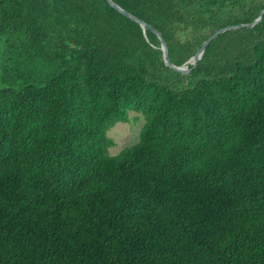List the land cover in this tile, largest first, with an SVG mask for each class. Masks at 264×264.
Here are the masks:
<instances>
[{
	"label": "trees",
	"instance_id": "1",
	"mask_svg": "<svg viewBox=\"0 0 264 264\" xmlns=\"http://www.w3.org/2000/svg\"><path fill=\"white\" fill-rule=\"evenodd\" d=\"M115 1L177 65L264 8ZM160 46L108 0H0V264H264V16L186 85Z\"/></svg>",
	"mask_w": 264,
	"mask_h": 264
},
{
	"label": "water",
	"instance_id": "2",
	"mask_svg": "<svg viewBox=\"0 0 264 264\" xmlns=\"http://www.w3.org/2000/svg\"><path fill=\"white\" fill-rule=\"evenodd\" d=\"M108 2L110 3V5L114 8H116L120 13H122L123 15L133 19L134 21L138 22L142 28L144 30L146 29H150L151 31H153L159 38L160 42H161V46L160 48L163 51V58L164 61L166 63V65L178 72L181 73H188L190 72L193 68H195L197 66L198 61L203 57L206 48L208 46V44L215 38H217L220 34L225 33L228 30L231 29H238V28H243V27H253L256 24H258L263 16H264V8L261 10L260 15L253 21L251 22H247V23H239V24H229L225 27H221L219 29H217L214 33H212L211 35H209V37L207 39L204 40L202 46L200 47V49L197 51V53H195L187 62H185L182 65H177L175 64L170 56V52H169V48H168V44L167 41L165 40V38L163 37L162 33L154 26H152L150 23H148L147 21L141 19L140 17H138L137 15L129 12L128 10H126L124 7H122L120 4H118L115 0H108ZM189 64L192 65V67L189 66Z\"/></svg>",
	"mask_w": 264,
	"mask_h": 264
},
{
	"label": "rangeland",
	"instance_id": "3",
	"mask_svg": "<svg viewBox=\"0 0 264 264\" xmlns=\"http://www.w3.org/2000/svg\"><path fill=\"white\" fill-rule=\"evenodd\" d=\"M256 3H264V0H253ZM1 69V65H0ZM190 74L182 73L180 79L183 80L182 84L186 85L189 82V79L186 76ZM1 76V71H0ZM145 123L144 116L135 111H130L129 120L125 122H118L111 127L108 131V135L112 137L115 141V144L110 147L109 152L113 155L118 154L126 146H130L136 143L139 140L142 127Z\"/></svg>",
	"mask_w": 264,
	"mask_h": 264
}]
</instances>
